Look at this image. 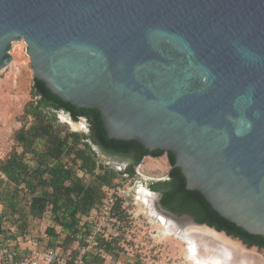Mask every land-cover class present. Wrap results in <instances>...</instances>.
Segmentation results:
<instances>
[{
    "label": "water",
    "instance_id": "1",
    "mask_svg": "<svg viewBox=\"0 0 264 264\" xmlns=\"http://www.w3.org/2000/svg\"><path fill=\"white\" fill-rule=\"evenodd\" d=\"M21 40L34 78L264 236V0H0V71Z\"/></svg>",
    "mask_w": 264,
    "mask_h": 264
},
{
    "label": "trees",
    "instance_id": "2",
    "mask_svg": "<svg viewBox=\"0 0 264 264\" xmlns=\"http://www.w3.org/2000/svg\"><path fill=\"white\" fill-rule=\"evenodd\" d=\"M61 110L73 121L85 119L89 133L71 131L67 125L59 123L57 112ZM22 118L23 124L13 135L16 147L0 159V205L3 206L0 233L6 228V221L23 231L32 220H42L50 213L53 225L46 232L52 239L46 247L60 248L67 253L72 242L80 241V221L103 202L105 187H110L118 175L114 169L98 164L91 144L112 156H131L133 164L125 170L129 175H133L135 166L151 153L137 140L110 139L98 109L66 102L36 78ZM139 150L140 153L134 155ZM162 154H166L171 166L170 178L151 184V189L161 190L160 203L164 208L177 214H189L197 223L223 231L249 247L264 250V236L248 233L215 211L200 191L187 189L184 175L174 165L176 156L172 151L156 149L151 156ZM115 212L123 219L125 211L119 202ZM57 227H60L58 232ZM118 241L119 238L114 237L110 242H101L107 257L114 254ZM107 257L88 253L84 264H103Z\"/></svg>",
    "mask_w": 264,
    "mask_h": 264
},
{
    "label": "rangeland",
    "instance_id": "3",
    "mask_svg": "<svg viewBox=\"0 0 264 264\" xmlns=\"http://www.w3.org/2000/svg\"><path fill=\"white\" fill-rule=\"evenodd\" d=\"M10 55L12 61L0 71V159H4L16 147L13 135L23 124V110L26 103L31 100L34 85V72L30 57L27 55L26 43L23 40L14 42ZM57 117L58 122L67 125L71 131L73 129H79L81 133L90 131L88 122L83 118L75 122L62 110L57 112ZM72 123H81L82 127H73ZM89 143L91 144L90 141ZM91 149L100 166L118 172L109 188L121 185L128 192L126 198L122 199L121 208L125 211V215L120 219V224L116 223L114 228L116 237L119 238L117 244L115 243L116 250L103 264H192L186 256L185 243L180 237L167 236L160 230L161 227L157 223L159 215L168 220L167 224H174L171 227L178 233L190 234V230H197L203 239L219 240L222 244L218 243L211 247L217 249L224 246L223 261L227 262L226 264H264L263 254L244 248L228 236L196 223L189 216L186 218L185 214L161 210L156 194H154V211L150 210L144 200L137 199L136 193L140 188L148 189L151 182H158L159 179L167 177L170 165L166 155L159 158H145L135 168V173L127 176L124 158L107 154L94 144H91ZM2 212L3 206L0 205V215ZM52 225L50 213H47L42 220H32L30 226L23 231L18 229L16 224L6 221V228L0 234L4 241L18 238L16 247L44 248L50 246L52 238L47 234L46 229ZM56 229L57 232L60 231L59 227ZM58 241L61 242L62 237ZM199 243L202 245L201 242ZM77 245V241L72 242L68 246L67 253L73 256Z\"/></svg>",
    "mask_w": 264,
    "mask_h": 264
},
{
    "label": "built area",
    "instance_id": "4",
    "mask_svg": "<svg viewBox=\"0 0 264 264\" xmlns=\"http://www.w3.org/2000/svg\"><path fill=\"white\" fill-rule=\"evenodd\" d=\"M73 131L80 132L79 129ZM79 175L83 173L79 171ZM105 190L103 202L80 221L81 233L78 237L82 243L77 241L75 255L53 247H16L18 238L4 241L0 234V264H84V256L92 252L107 257L101 242H110L117 236L114 228L116 223L120 224V219L115 206L119 202L122 207V199L128 192L121 185L105 187Z\"/></svg>",
    "mask_w": 264,
    "mask_h": 264
},
{
    "label": "bare ground",
    "instance_id": "5",
    "mask_svg": "<svg viewBox=\"0 0 264 264\" xmlns=\"http://www.w3.org/2000/svg\"><path fill=\"white\" fill-rule=\"evenodd\" d=\"M80 124L72 123L73 127H77V128L82 127V125ZM136 197L138 200H142V201L144 200L146 204L149 206L150 210L154 209L155 195L151 193L147 188H140L136 193ZM167 221L162 216L160 215L157 216V223L160 225L161 227L160 230L164 231L165 235L180 237V239L185 243V252L187 251L186 256L192 264H197V263L205 264L206 262L214 263V264H226L227 263L223 261L225 260L223 257V252L225 249L224 246H222L221 248L219 247L217 249L212 248L214 247V245H217L218 243L222 244L221 242H219V240L215 241V240L203 239V237L199 235L201 233L198 232L197 230H190V234L189 233L188 234L178 233L176 229L175 230L172 229L174 224H171V223L167 224ZM195 235H198V236H195ZM199 242H201L202 245ZM201 246H203L202 247L203 250L201 249ZM210 247L213 250L210 249ZM220 249H221V252H220Z\"/></svg>",
    "mask_w": 264,
    "mask_h": 264
},
{
    "label": "flooded vegetation",
    "instance_id": "6",
    "mask_svg": "<svg viewBox=\"0 0 264 264\" xmlns=\"http://www.w3.org/2000/svg\"><path fill=\"white\" fill-rule=\"evenodd\" d=\"M140 150H142V149H140ZM140 150H139V151H135L134 155L137 156V155L140 153ZM149 152H150L151 154H148L147 156H144V158L142 159V161H143L145 158H147V157H153V156H151V155L155 152V150H152V151L149 150ZM164 155H166V154H162V155L159 156V157H162V156H164ZM116 157L124 158V161L126 162V168L132 166V164H133V158H132L131 156H126V157H123V156H116ZM159 157H154V158H159ZM142 161H141V162H142ZM141 162H140V163H141ZM140 163H138V164L135 166V168H136ZM168 163H169V162H168ZM169 165H170V164H169ZM170 170H171V166H170V169H169V171H168V173H167V177L164 178V179H159L158 182H165V181L169 180V178H170V175H169ZM153 183H155V182H151V183H150V186H149L148 190H149L151 193L156 194V195L158 196V199H159V205H161L160 200H161V198H162V192H161V190L153 191V190L151 189V184H153ZM161 209H162V210H169V209L164 208L162 205H161ZM176 214H177V213H176Z\"/></svg>",
    "mask_w": 264,
    "mask_h": 264
}]
</instances>
